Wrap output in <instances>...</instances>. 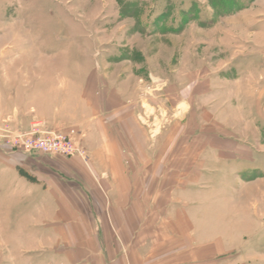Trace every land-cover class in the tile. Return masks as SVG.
Listing matches in <instances>:
<instances>
[{
  "label": "rangeland",
  "instance_id": "obj_1",
  "mask_svg": "<svg viewBox=\"0 0 264 264\" xmlns=\"http://www.w3.org/2000/svg\"><path fill=\"white\" fill-rule=\"evenodd\" d=\"M250 2L0 0V151L40 120L87 159L43 156L88 162L80 130L88 133L90 103L101 97L109 107L134 106L147 135L161 142L230 135L235 162L217 207L229 245L208 263L264 264V16L241 12ZM223 108L228 126L216 115ZM13 211L0 207V264L30 262L23 253L35 245L15 238ZM79 242L41 238L37 247L54 245L52 259L80 264L84 256L62 253Z\"/></svg>",
  "mask_w": 264,
  "mask_h": 264
},
{
  "label": "crops",
  "instance_id": "obj_2",
  "mask_svg": "<svg viewBox=\"0 0 264 264\" xmlns=\"http://www.w3.org/2000/svg\"><path fill=\"white\" fill-rule=\"evenodd\" d=\"M241 12L264 16V0ZM103 101L90 103L88 133L80 128L88 162L0 151V207L14 208L15 238L35 243L23 253L26 264H62L51 258L54 245L37 247L41 238L80 240L62 252L84 256L80 264H209L224 255L229 242L217 207L235 162L231 136L161 142L147 135L134 106ZM216 115L228 126L229 109Z\"/></svg>",
  "mask_w": 264,
  "mask_h": 264
},
{
  "label": "built area",
  "instance_id": "obj_3",
  "mask_svg": "<svg viewBox=\"0 0 264 264\" xmlns=\"http://www.w3.org/2000/svg\"><path fill=\"white\" fill-rule=\"evenodd\" d=\"M9 152L35 155H80L85 160V151L69 136L61 132L48 131L42 121L37 120L24 131H15L9 137Z\"/></svg>",
  "mask_w": 264,
  "mask_h": 264
}]
</instances>
